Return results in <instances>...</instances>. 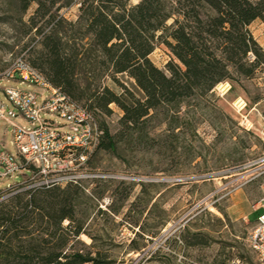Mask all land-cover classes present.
Listing matches in <instances>:
<instances>
[{
  "label": "rangeland",
  "instance_id": "1",
  "mask_svg": "<svg viewBox=\"0 0 264 264\" xmlns=\"http://www.w3.org/2000/svg\"><path fill=\"white\" fill-rule=\"evenodd\" d=\"M36 8L33 2L23 12L18 0H0L1 98L9 84L4 71L20 54L30 59L33 48L38 46L41 34L30 30ZM53 11L75 20L79 4L60 10L55 7ZM37 23L43 32L50 27L42 19ZM250 29L264 42L262 20L254 21ZM150 58L165 68L173 55L161 43ZM119 77L130 87L126 77ZM103 83L117 92L122 90L110 76L104 77ZM241 98L248 102L242 113L259 120L264 111V66L253 79H242L241 83L226 80L209 96L188 100L174 134L160 124L151 130L149 138L129 147L120 144L119 155L106 150L94 153L90 168L133 179L83 183L76 215V220L84 222L83 232L78 237L70 236L67 250L99 253L110 262L107 264H135L139 253L145 252L144 264H257L248 237L263 208L264 125L254 121L251 130L240 125L241 114L235 104ZM110 106L112 113L99 114V119L115 133L123 111L116 104ZM15 121L25 123L22 116ZM12 138V126L0 120V144L15 151ZM27 180L24 170L19 177L1 178L0 204L9 202L15 194L13 190L22 191ZM231 184L234 187L230 194ZM239 190L241 197L236 198ZM106 196L112 202L103 209L100 203ZM72 223L64 219L62 226ZM42 233L41 229L35 232L39 236ZM196 235H202L206 243L191 244Z\"/></svg>",
  "mask_w": 264,
  "mask_h": 264
},
{
  "label": "trees",
  "instance_id": "2",
  "mask_svg": "<svg viewBox=\"0 0 264 264\" xmlns=\"http://www.w3.org/2000/svg\"><path fill=\"white\" fill-rule=\"evenodd\" d=\"M18 1L23 12L37 3L30 30L41 37L31 64L96 115L103 136L95 153L119 155L120 144L141 142L160 124L174 134L188 100L209 96L226 80L253 79L264 66V49L250 29L254 21L264 22V0ZM76 3L75 20L53 11ZM38 19L50 25L47 31ZM161 43L173 55L165 68L150 58ZM106 76L121 92L103 83ZM111 104L123 111L115 133L99 119L112 113ZM82 188L71 182L22 190L1 203L0 264L110 263L99 253L65 246L83 232V220H76ZM64 219L73 223L63 227ZM205 243L202 235L191 242Z\"/></svg>",
  "mask_w": 264,
  "mask_h": 264
},
{
  "label": "built area",
  "instance_id": "3",
  "mask_svg": "<svg viewBox=\"0 0 264 264\" xmlns=\"http://www.w3.org/2000/svg\"><path fill=\"white\" fill-rule=\"evenodd\" d=\"M3 75L9 84L4 87V98L0 97V120L12 126L11 143L15 151L0 147V179L19 177L23 170L26 171L28 184L20 190L63 186L71 182L93 185L99 179H133L89 167L103 136L96 115L51 84L25 54L14 58ZM235 106L241 114L240 125L251 130L254 123L248 114L242 113L248 102L241 98ZM18 116L25 120L24 124L15 121ZM261 134L264 143V131ZM233 187L232 184L228 187L230 194ZM111 202L112 198L106 196L100 206L104 209ZM261 203L264 206V196ZM248 243L257 256V264H264V211L258 215ZM146 254L139 253L135 264H144L142 259Z\"/></svg>",
  "mask_w": 264,
  "mask_h": 264
},
{
  "label": "crops",
  "instance_id": "4",
  "mask_svg": "<svg viewBox=\"0 0 264 264\" xmlns=\"http://www.w3.org/2000/svg\"><path fill=\"white\" fill-rule=\"evenodd\" d=\"M253 34H254V36H255V38L258 40V42L260 43V45L263 47V49H264V42H260V40L257 38V36H256V34L253 32ZM260 119L259 120H257V118H250V120L252 121V122H254V121H256L257 123L259 122H261V123H263V125H264V117H263V115H260ZM253 119V120H252ZM264 127V126H263ZM12 141V140H11ZM11 141H10V143H11ZM11 145H12V143H11ZM0 146L1 147H5L6 148V146L5 145H3L2 143L0 144ZM13 146V145H12ZM14 147V146H13ZM241 190H239L238 192H237V197L236 198H240L241 196ZM264 211V206H263V208L260 210V212H258V214H257V217H258V215L261 213V212H263ZM249 245V244H248Z\"/></svg>",
  "mask_w": 264,
  "mask_h": 264
}]
</instances>
